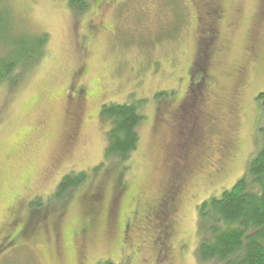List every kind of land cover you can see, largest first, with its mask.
Here are the masks:
<instances>
[{
    "label": "rangeland",
    "instance_id": "obj_1",
    "mask_svg": "<svg viewBox=\"0 0 264 264\" xmlns=\"http://www.w3.org/2000/svg\"><path fill=\"white\" fill-rule=\"evenodd\" d=\"M105 1L73 9L70 0H0L5 38L47 37L43 57L14 86L0 84V264H202L200 204L230 189L262 147L264 0H224L225 23H233L221 28L227 49L214 58V89L189 121L197 9L188 0ZM94 24L104 31L94 34ZM257 25L255 54L247 51ZM243 65L230 110L234 103L222 101ZM138 101L137 150L126 165H109L101 107ZM215 116L225 117L222 138L233 143L219 172V137L208 122ZM202 137L211 142L199 157ZM81 172L85 183L52 199L64 176Z\"/></svg>",
    "mask_w": 264,
    "mask_h": 264
},
{
    "label": "trees",
    "instance_id": "obj_2",
    "mask_svg": "<svg viewBox=\"0 0 264 264\" xmlns=\"http://www.w3.org/2000/svg\"><path fill=\"white\" fill-rule=\"evenodd\" d=\"M77 1L79 0H70L69 4L73 9ZM86 7L87 4L82 3L80 11L85 10ZM5 16H7L5 10H0V84L5 81L14 86L22 72L43 57L47 37L45 35L28 37L18 34L11 39L5 38V34L9 31L8 18ZM252 36H249L250 46L247 52L254 50L257 54L254 49L257 43L255 44L256 41ZM198 48L199 55L193 59L199 66L194 81L195 87L202 95L200 98L202 101L205 93L210 91L211 94V88L215 84V77L211 74L214 62L211 59L208 62L205 60V55L208 53L206 44ZM233 72L236 78L234 88L222 101V104L225 103L228 107L234 103L232 110L235 109V101L241 92L239 88L243 87V85L238 87L240 74L237 69ZM162 95L164 93L157 94L156 97ZM257 99L264 105V94L257 95ZM139 107L140 101L102 105L100 118L109 126L104 150V161L107 164L126 165L137 150L138 127L143 121ZM223 132H225L224 128ZM259 133L262 136V147L250 160L247 173L230 189L224 190L219 197L203 201L198 208V230L201 237L196 250V259L202 264H264V121L259 127ZM99 168L100 166L96 169ZM86 177V172L64 176L52 194V199L63 200L74 189L85 183ZM90 222L91 219L84 234L88 233Z\"/></svg>",
    "mask_w": 264,
    "mask_h": 264
},
{
    "label": "flooded vegetation",
    "instance_id": "obj_3",
    "mask_svg": "<svg viewBox=\"0 0 264 264\" xmlns=\"http://www.w3.org/2000/svg\"><path fill=\"white\" fill-rule=\"evenodd\" d=\"M106 1L109 2V3H106V5H110L111 3L110 8H114L115 7L114 5H116L117 3H120L121 0H106ZM188 1H190L192 5H194V7L197 9V15L195 16V22H196L198 33L201 32V34H198V37H197L198 46H197V49L194 55V59H196V56L199 55V48H198L199 45L203 46L206 44L208 53L205 55L206 57L205 60L206 62L214 60V58L216 59L217 56L224 53L227 49V45H226L227 39L223 38L221 28L223 27V25L226 27V29H230L233 26V23H230V22L225 23V19L227 15H226V9L224 8V5H223L224 0H188ZM102 29L101 27L95 24L93 25V30L95 31L94 34L104 31L105 28H102ZM252 35H253L252 39L256 41L255 42L256 44L260 36V27L258 25L255 28ZM198 70H199L198 63H195L193 61V63L191 64L188 70L189 77L190 75H192L191 76L192 84L190 85V81L188 82L187 91L185 92V95L186 94L187 95L184 99L185 105H187V108H188V113H187L188 121L189 119L192 120L193 118H198V115L201 112V105H202L201 103L203 100L200 101V98L202 95L198 92L197 88L195 87L196 85L194 81L195 80L194 78L196 77V73L198 72ZM237 71L240 74V79H239V84H238V87H240L245 82L246 68L243 65V66H240L237 69ZM79 99H82V97L75 98L74 100L78 102ZM180 110H183V108L181 107V105L180 106L178 105L177 107L174 108L173 113L180 114ZM167 114L172 115V112L171 113L167 112ZM225 121H226L225 117L217 118L216 116L210 117V119L208 120V122L211 125L210 130L213 132V135L219 137L218 147H219L220 152H219V159L216 164L218 166L217 172H219L222 169L221 164L222 162H224L226 155L229 153L233 145V143H231L232 141L231 139L225 140L222 138V134L225 133L223 132V128H224L223 125H225ZM209 140L210 139L206 137H202L201 141H199L198 147L195 150V151H200L201 149L203 150V153L200 154L199 157H203L206 155V152L208 151L210 142H211V140L210 141ZM154 216L155 218H157L156 215ZM165 217L166 216L164 215V219Z\"/></svg>",
    "mask_w": 264,
    "mask_h": 264
}]
</instances>
